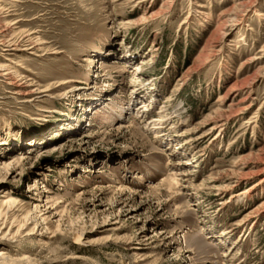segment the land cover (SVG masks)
Here are the masks:
<instances>
[{
	"label": "rangeland",
	"instance_id": "obj_1",
	"mask_svg": "<svg viewBox=\"0 0 264 264\" xmlns=\"http://www.w3.org/2000/svg\"><path fill=\"white\" fill-rule=\"evenodd\" d=\"M0 9V264H264V0Z\"/></svg>",
	"mask_w": 264,
	"mask_h": 264
},
{
	"label": "bare ground",
	"instance_id": "obj_2",
	"mask_svg": "<svg viewBox=\"0 0 264 264\" xmlns=\"http://www.w3.org/2000/svg\"><path fill=\"white\" fill-rule=\"evenodd\" d=\"M238 3H240V2H237V6H238ZM245 4H242V5H240V6H244ZM246 7V6H245ZM248 7V6H247ZM236 8V7H235ZM2 10L3 9H0V13L2 12ZM242 9H240V10H237V9H234V8H232L231 9V11H230V14H224V15H226L227 17H228V23L226 24L225 23V25H223L221 28H219V31L222 33V35L221 36H226V35H224L225 34V32H224V29L226 30L228 27H230V26H234V24L235 25H237V18L238 17H240L239 15H238V13L241 11ZM245 10V9H244ZM5 12V11H4ZM242 12V11H241ZM245 12V11H244ZM225 13V12H224ZM260 15V14H259ZM1 17V16H0ZM259 17H261V16H259ZM241 18V17H240ZM2 20V19H1ZM4 22H2V24H3ZM5 24V23H4ZM16 24V23H15ZM231 24V25H230ZM12 25H14V24H12ZM10 26V25H9ZM229 29V28H228ZM15 30V29H14ZM12 31H11V29H10V27L9 28H7L6 26H1L0 25V35L3 37L2 39H4L5 37L7 38V35L9 34V33H11ZM12 38H13V36H12ZM15 38V37H14ZM24 40V39H23ZM28 42H30V41H32L31 40V38L29 37L28 39ZM6 41H8V40H6ZM15 42V41H14ZM20 42H22V41H20ZM5 43V42H4ZM7 43V42H6ZM9 43V42H8ZM17 43V42H16ZM16 43H11V44H9L8 46H6V47H8V49H10V50H6V51H15L16 52V50H17V48H19L18 46H19V44H16ZM32 43V42H31ZM26 44H28V43H26ZM31 46V45H30ZM33 47V46H32ZM31 49V48H30ZM5 54V53H4ZM4 56V55H3ZM23 95V94H22ZM226 95H227V93H226ZM145 110V109H144ZM229 118V117H228ZM261 161H262V163L264 164V150H263V157L261 158ZM10 165L11 164H8V165H3V170H6V169H9V167H10ZM181 175V174H180ZM237 196V195H236ZM248 196V195H247ZM11 202L12 201H7L6 202V204H8L9 206H10V204H11ZM14 202V201H13ZM15 203V202H14ZM13 204V203H12ZM16 204V203H15ZM5 225V224H4ZM3 225V226H4ZM10 236V234H9V232H6V233H4V228H0V241H2V240H5V239H8V237ZM3 257H4V254L0 251V258H2L3 259Z\"/></svg>",
	"mask_w": 264,
	"mask_h": 264
}]
</instances>
